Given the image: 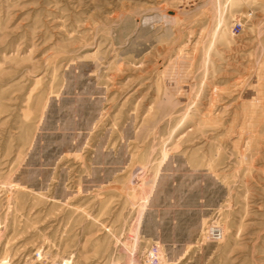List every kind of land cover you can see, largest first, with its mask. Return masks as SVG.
Wrapping results in <instances>:
<instances>
[{
	"label": "rangeland",
	"instance_id": "obj_1",
	"mask_svg": "<svg viewBox=\"0 0 264 264\" xmlns=\"http://www.w3.org/2000/svg\"><path fill=\"white\" fill-rule=\"evenodd\" d=\"M134 239L264 264V0H0V264Z\"/></svg>",
	"mask_w": 264,
	"mask_h": 264
},
{
	"label": "built area",
	"instance_id": "obj_2",
	"mask_svg": "<svg viewBox=\"0 0 264 264\" xmlns=\"http://www.w3.org/2000/svg\"><path fill=\"white\" fill-rule=\"evenodd\" d=\"M237 27H239V24H237ZM236 29L235 31H237ZM205 237L208 239H218L221 237V228L220 226L215 222L209 224L205 231Z\"/></svg>",
	"mask_w": 264,
	"mask_h": 264
},
{
	"label": "bare ground",
	"instance_id": "obj_3",
	"mask_svg": "<svg viewBox=\"0 0 264 264\" xmlns=\"http://www.w3.org/2000/svg\"><path fill=\"white\" fill-rule=\"evenodd\" d=\"M142 209V208H141ZM138 214V213H137ZM140 216V215H139ZM138 219H139V217H138ZM138 219H136L135 220V222L137 223V220ZM133 227L135 228L136 227V224H133ZM136 239H134L133 240V242H132V244H133V251H131L130 250V252L128 253V255H127V257H126V259H125V264H136V259H135V254H134V250H135V248H136ZM65 264H66V262H65ZM116 264H120V263H116ZM122 264V263H121Z\"/></svg>",
	"mask_w": 264,
	"mask_h": 264
}]
</instances>
